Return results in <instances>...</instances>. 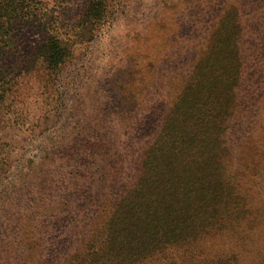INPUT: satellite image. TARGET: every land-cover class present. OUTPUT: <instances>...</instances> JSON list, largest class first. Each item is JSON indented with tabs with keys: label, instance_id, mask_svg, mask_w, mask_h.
Segmentation results:
<instances>
[{
	"label": "rangeland",
	"instance_id": "1",
	"mask_svg": "<svg viewBox=\"0 0 264 264\" xmlns=\"http://www.w3.org/2000/svg\"><path fill=\"white\" fill-rule=\"evenodd\" d=\"M108 2L107 20L93 24L89 0H33L10 30L0 58V264H62L76 248L74 219L99 227L144 175L165 120L195 98L199 65L224 120L226 177L250 207L215 246L264 264V0ZM226 8L239 24L229 26L235 60L219 77L211 34ZM52 37L65 50L58 66L44 55ZM226 75L230 88L218 93ZM177 147L191 169L190 139Z\"/></svg>",
	"mask_w": 264,
	"mask_h": 264
},
{
	"label": "trees",
	"instance_id": "2",
	"mask_svg": "<svg viewBox=\"0 0 264 264\" xmlns=\"http://www.w3.org/2000/svg\"><path fill=\"white\" fill-rule=\"evenodd\" d=\"M35 9L33 0H0V58L10 41V30L19 20L30 18ZM226 11L211 34L215 39L212 69L220 72L219 77L235 60L236 32L229 26L239 24L237 14L228 18ZM109 14L108 0H89L85 9V18L93 24L106 21ZM43 49L49 66L63 61L65 50L58 38H49ZM202 68L197 67L199 89L191 104L173 109L174 115L165 120L144 153L147 169L135 187L104 210L99 227L81 226L74 219L76 248L67 250L62 264H241L239 247L215 246L229 230L237 229L250 207L246 195L237 192L226 177L221 145L224 120H216L218 114L207 95L211 82ZM225 82L224 87H215L218 93L227 94L229 75ZM228 101L226 96L225 110ZM186 138L192 143L191 169L183 166L185 155L177 147ZM88 203L81 200L85 207ZM66 204L70 208L80 205L70 199Z\"/></svg>",
	"mask_w": 264,
	"mask_h": 264
}]
</instances>
